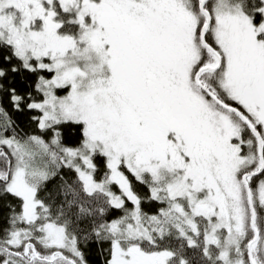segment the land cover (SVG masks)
Returning a JSON list of instances; mask_svg holds the SVG:
<instances>
[{"label": "snow or ice", "instance_id": "obj_1", "mask_svg": "<svg viewBox=\"0 0 264 264\" xmlns=\"http://www.w3.org/2000/svg\"><path fill=\"white\" fill-rule=\"evenodd\" d=\"M0 264H264V0H0Z\"/></svg>", "mask_w": 264, "mask_h": 264}, {"label": "trees", "instance_id": "obj_2", "mask_svg": "<svg viewBox=\"0 0 264 264\" xmlns=\"http://www.w3.org/2000/svg\"><path fill=\"white\" fill-rule=\"evenodd\" d=\"M94 258V257H93Z\"/></svg>", "mask_w": 264, "mask_h": 264}]
</instances>
